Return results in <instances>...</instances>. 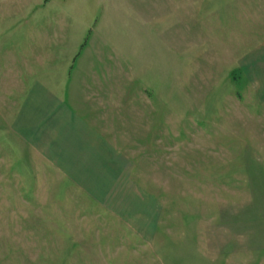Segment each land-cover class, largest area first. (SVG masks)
I'll return each instance as SVG.
<instances>
[{
  "label": "rangeland",
  "instance_id": "obj_1",
  "mask_svg": "<svg viewBox=\"0 0 264 264\" xmlns=\"http://www.w3.org/2000/svg\"><path fill=\"white\" fill-rule=\"evenodd\" d=\"M19 1L0 0V264H264V99L241 66L261 4L132 0L127 27L78 36L22 31ZM75 1L78 25L102 11Z\"/></svg>",
  "mask_w": 264,
  "mask_h": 264
},
{
  "label": "crops",
  "instance_id": "obj_2",
  "mask_svg": "<svg viewBox=\"0 0 264 264\" xmlns=\"http://www.w3.org/2000/svg\"><path fill=\"white\" fill-rule=\"evenodd\" d=\"M135 1V0H134ZM138 3V0H136ZM237 4L248 3L244 0H236ZM75 0H22L19 4L23 6L22 17L24 21V30L22 31H77V34L89 31H111L110 22L117 26V29L112 31H119L120 26L127 27V23L124 21L128 19L126 16L122 19L119 15V10L113 7L119 3L127 4L133 2L132 0H101L100 10L97 15L93 14L91 23H87L86 26L73 23L74 11H70L69 7ZM256 5L254 14L249 15V19L260 15V18L264 19V0H251ZM114 4V5H113ZM249 7L252 5H248ZM104 7L106 10H104ZM257 8V9H256ZM263 10V12H261ZM143 14V10L141 9ZM108 18V19H107ZM133 19H139L142 21L143 16L135 17ZM110 19H115L110 21ZM261 24V23H259ZM82 27V29H81ZM144 29V28H143ZM142 29V31H143ZM148 30V29H146ZM149 31H154L149 30ZM78 34V36H79ZM85 34V33H84ZM67 39V38H66ZM70 42V40H69ZM77 40L74 41V43ZM77 45V44H76ZM248 47L246 48V56L241 59L242 68L245 70L249 83L252 85L253 90L258 93L260 98L264 99V23L263 28L259 31H248ZM53 101L49 95H45L43 98V105L53 106Z\"/></svg>",
  "mask_w": 264,
  "mask_h": 264
}]
</instances>
